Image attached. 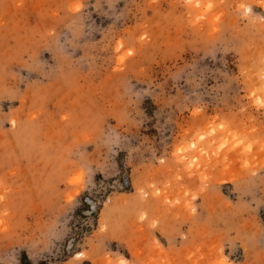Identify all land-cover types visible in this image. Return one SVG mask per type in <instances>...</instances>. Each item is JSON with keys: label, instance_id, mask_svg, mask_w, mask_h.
<instances>
[{"label": "rangeland", "instance_id": "374dc122", "mask_svg": "<svg viewBox=\"0 0 264 264\" xmlns=\"http://www.w3.org/2000/svg\"><path fill=\"white\" fill-rule=\"evenodd\" d=\"M0 264H264V0H0Z\"/></svg>", "mask_w": 264, "mask_h": 264}]
</instances>
